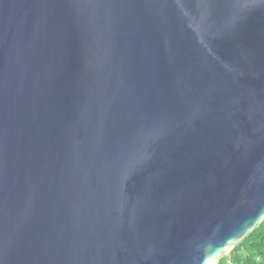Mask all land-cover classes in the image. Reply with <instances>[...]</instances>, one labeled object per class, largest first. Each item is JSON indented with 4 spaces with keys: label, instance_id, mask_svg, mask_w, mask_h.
<instances>
[{
    "label": "water",
    "instance_id": "1",
    "mask_svg": "<svg viewBox=\"0 0 264 264\" xmlns=\"http://www.w3.org/2000/svg\"><path fill=\"white\" fill-rule=\"evenodd\" d=\"M264 215V0H0V264H198Z\"/></svg>",
    "mask_w": 264,
    "mask_h": 264
},
{
    "label": "clouds",
    "instance_id": "2",
    "mask_svg": "<svg viewBox=\"0 0 264 264\" xmlns=\"http://www.w3.org/2000/svg\"><path fill=\"white\" fill-rule=\"evenodd\" d=\"M198 264H264V215L257 211L243 216L204 241Z\"/></svg>",
    "mask_w": 264,
    "mask_h": 264
},
{
    "label": "trees",
    "instance_id": "3",
    "mask_svg": "<svg viewBox=\"0 0 264 264\" xmlns=\"http://www.w3.org/2000/svg\"><path fill=\"white\" fill-rule=\"evenodd\" d=\"M244 255H245V256H247V255H248V253H247V252H245V253H244Z\"/></svg>",
    "mask_w": 264,
    "mask_h": 264
}]
</instances>
